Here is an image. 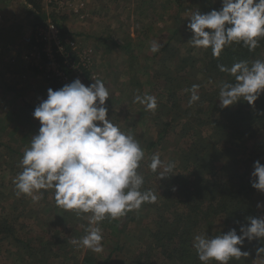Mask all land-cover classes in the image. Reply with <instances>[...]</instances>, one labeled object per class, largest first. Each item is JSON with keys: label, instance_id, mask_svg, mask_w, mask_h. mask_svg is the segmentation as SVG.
Segmentation results:
<instances>
[{"label": "rangeland", "instance_id": "obj_1", "mask_svg": "<svg viewBox=\"0 0 264 264\" xmlns=\"http://www.w3.org/2000/svg\"><path fill=\"white\" fill-rule=\"evenodd\" d=\"M24 1L14 0L17 9L24 5ZM202 2L203 0H180L184 5L181 16L189 20L194 12L200 10L199 5L201 6ZM180 7L177 0H64L58 7H52L50 10V14L55 15L56 22L68 26L69 34L74 35L79 48L90 53L92 65L85 72L89 77L88 84L97 79L104 82L110 93L109 100L106 101L107 118L112 119L123 132L132 134L139 141L145 157L138 171H141L144 183L149 181L154 185L152 192L156 195L155 202L144 203L139 210L128 212V217L125 215L111 223L105 221L99 225L102 229L104 249L99 254L72 243L86 234L88 223L73 212L58 208L53 190H41L43 195L38 200L16 195L14 181L22 171L20 162L24 150L30 146L31 138L38 134L40 128L33 112L41 100L47 98V90L52 85L46 80L44 70L41 67L37 70L31 59L25 58L26 63L19 59L14 65L11 62L6 64V61L3 62L0 58V220L10 225L13 233L11 238L4 235L0 238V264H105L110 253L112 257L109 264H134L136 257L158 242L161 233L166 229V222L163 221L165 216L160 214L161 211H158L157 207L172 209L171 212H166V215L171 217L168 223L174 222L175 215L186 209L187 203L180 197L177 184L175 183L174 190L168 196L165 193L167 184L164 180H158V173H153L148 164L151 156L159 153L164 163L174 162L175 167L185 165L190 160V151L195 148L194 139L189 134L186 137L181 135L179 129L176 135L174 129L178 122L174 121L173 132L161 140L159 130L164 125L160 127V120L157 118L161 111H146L143 106L132 102L137 94H149L155 96L157 103L162 106H171L166 98L169 94L163 89V84L154 82L157 80L154 78L156 73L162 72L161 55L156 56L158 52L153 54L150 44L153 40L163 46L167 44L176 27L175 21L178 20ZM23 11H28L26 14L30 15L26 19L19 13L18 18H22L19 22L24 21L26 25L28 19L31 22L36 21V14L30 8ZM2 14H5L3 10ZM36 24H31L30 29L26 28L21 35L17 34L20 32L17 29L20 26L17 25L15 41L10 43L8 51L10 41L7 37H0V56L4 59L6 54L14 52L23 55L29 47L37 49L39 53L40 45L26 40L36 28ZM9 28L13 31L12 25ZM184 28L187 29L185 26ZM0 35L5 36L7 33ZM188 39V36L184 40L177 37L179 43L176 45H182L187 40L186 48L192 49L195 60L199 61L196 69H202L198 65L204 49L193 48ZM256 57L264 59V52ZM173 64L174 60H171L167 65L171 67ZM194 78L195 82L202 80L200 75ZM164 84L166 87V83ZM206 86L207 91L214 88ZM190 96L191 94H186V98L178 101V106H181L180 110L183 112L179 113L183 122L189 120L192 123V116H217L222 110L218 106L219 109L214 113L212 106H204L202 110L197 111L193 108L194 103L189 104ZM213 101H217V96ZM213 101L210 103H214ZM186 110L190 112L184 113ZM165 113L163 110L164 122H171L173 117H176L171 111L167 116ZM205 129L203 135L208 137L206 133L209 134L210 131ZM250 141L252 142L249 143ZM250 141L244 144L247 149V152H242L244 155L239 152V155L222 157V166L235 167L236 158L241 162L240 172H246V164L250 162L251 157L248 150L253 146V140ZM152 142L156 143V146L151 148ZM228 146L233 148L232 142L228 143ZM250 169L254 170L252 166ZM144 174L151 176L149 178ZM145 186L150 188L148 183ZM146 187L145 191L151 190ZM255 192V200H261L263 203L264 193L257 190ZM255 210L253 218L264 217V207ZM175 225L176 221L168 231H172ZM193 232L195 235L203 233L201 229ZM162 239H165L164 236ZM247 242L244 241V244ZM261 247H264V242L251 241L249 246L246 244L241 248V251L249 253L248 257L240 262L233 260L230 264H264L257 255V249ZM180 260L178 258L176 263Z\"/></svg>", "mask_w": 264, "mask_h": 264}, {"label": "clouds", "instance_id": "obj_2", "mask_svg": "<svg viewBox=\"0 0 264 264\" xmlns=\"http://www.w3.org/2000/svg\"><path fill=\"white\" fill-rule=\"evenodd\" d=\"M189 21L187 28L192 36L188 43L193 48H210L214 58L233 44L254 51L264 39V0H222L221 10L206 14L197 10ZM162 47L153 40L150 51L155 54ZM217 67L234 78V82L225 81L219 86L220 108L241 101L254 106L264 93V61ZM199 87L193 84L186 90L191 93L190 105L200 100ZM109 96L99 79L90 86L76 79L58 90L49 88L47 98L33 112L40 123L39 132L24 150L22 171L14 181L17 196L34 200L42 197L41 190H53L58 208L88 223L86 234L72 243L96 254L104 250L99 226L102 222L111 223L156 200L151 190L141 191L144 177L138 170L145 152L139 141L107 118ZM132 102L151 112L158 107L157 98L149 94H137ZM148 167L158 173L160 181L173 176L170 173L175 164L164 163L155 153ZM253 168L251 186L264 193V164L257 160ZM257 207H264V203ZM247 219L239 235L235 228L215 236L196 235L193 248L201 264H230L248 257V252L241 251L245 240L264 242V217ZM257 255L264 262V247L257 249Z\"/></svg>", "mask_w": 264, "mask_h": 264}, {"label": "trees", "instance_id": "obj_3", "mask_svg": "<svg viewBox=\"0 0 264 264\" xmlns=\"http://www.w3.org/2000/svg\"><path fill=\"white\" fill-rule=\"evenodd\" d=\"M25 1L30 10L36 14L35 24H37L35 26L38 24L42 25L43 22L47 21V18L52 16L63 43L67 38H75L72 34L70 36L68 28L64 24L59 21L56 22L57 19L54 14H49L50 16H48L44 12L42 0ZM62 1L64 0H54V7H58ZM177 1L181 6V11L177 16L178 20L176 19L177 21H175L176 27L171 38L156 54V56L161 55L162 72L156 73L154 78L157 80L154 82L155 84H163V89L169 94L166 98L171 105L169 107V105L162 106L161 103H157V111H161V114L157 116L160 120L157 123L160 124V127L164 125L159 130V138L163 140L165 135L173 132L172 122L175 121L178 122L174 129L176 135L179 129L181 135L186 137L189 134L194 139L193 146L195 148L189 153V155L191 154L189 156L190 160L183 166H176L172 173L173 176L164 179L167 184L165 193L170 196L176 183L180 197L185 201V204L187 203L188 209L186 207L181 213L175 215L176 227L172 231H168L175 221L168 223L171 217L167 216L166 212H171L172 209L157 207V210L161 211L160 214L165 216V219H162L166 222V229L161 233V239L158 242L136 257L134 264H201L193 248V239L196 236L193 232L194 230L201 229L203 231L202 234L215 236L220 233H227L235 228L237 234H239L240 226L246 225L248 222L247 218H253L256 214L255 209H258L257 205L262 204L261 200H255L254 198L256 192L251 186V173L253 170L250 167H253L257 160L264 164V93H261L254 106L241 101L226 109H222L217 116L209 118H205L204 115L192 116L190 118L192 123L189 120L187 122L182 121L179 113L183 114V112L180 110L181 106H178V101L186 98V94H191L186 91L187 89H190L193 84H198L200 86L199 90H202V92L198 91L200 100L194 102L195 107L193 108L198 111L202 110L204 106H208V108L212 106V111L215 113L219 109L218 101H213L215 96H217L218 100L220 86L218 83L221 84L225 81L234 82V78L230 74L220 72L217 66L222 64L226 67H231L233 63L239 61H247L249 65L256 60L264 61L262 57H256L264 52V39L260 40L259 46L254 51H249L242 45L236 44L225 47L218 58L213 57L210 48L204 49L203 57H201L200 65H198L202 69H196L199 61L195 60L192 49L186 48L187 40L182 45H176L179 43L176 40L177 37L180 40H184L186 36L189 39L192 36V33L187 28V24L190 21L181 16L184 5L180 3V0ZM199 8V12L203 14L211 10L219 11L222 8V0H203ZM182 51L184 53H181ZM171 60H174V64L170 67L167 64ZM36 69L39 70V67H36ZM197 75H200L202 80L195 82L194 76L197 77ZM164 83H166V87ZM51 85L53 90L62 88L56 82H52ZM206 85L214 88L207 91ZM212 101L214 103L211 104L210 102ZM163 110L166 111L165 116H167L166 114L169 115L171 111L176 117H173L171 122H164ZM189 112L190 110L184 111V113ZM204 129L205 131H210L209 134L205 132L208 137L203 135ZM250 140H253V146L248 150L251 157L249 159L250 162L246 164L248 166L246 172H240L241 162L236 158L235 167L222 166V157L230 156L231 154L235 156L239 155V152H247L244 144ZM231 142L233 148L228 146V143ZM155 146L156 143L152 142L151 148ZM238 148H244V150ZM145 176L150 178L151 175ZM146 183H148L150 188L145 186ZM146 183H143L141 191H145V187L152 191L154 185L149 183V181ZM173 202L175 203V201ZM12 234L10 225L0 220V238L3 235L11 238L10 235ZM163 236L165 239H162ZM246 244L249 246L250 242L248 241ZM246 244H243V246L245 247ZM111 257L112 254L110 253L105 264H109ZM178 258L181 260L176 263ZM244 260L245 257H242L238 262Z\"/></svg>", "mask_w": 264, "mask_h": 264}, {"label": "built area", "instance_id": "obj_4", "mask_svg": "<svg viewBox=\"0 0 264 264\" xmlns=\"http://www.w3.org/2000/svg\"><path fill=\"white\" fill-rule=\"evenodd\" d=\"M42 5L44 12L50 16L54 0H42ZM26 40L40 45L41 51L38 53L37 49H31L26 59L34 61L36 67H41L50 83L56 82L63 87L79 79L85 86L91 85L88 84V76L85 74L92 65L90 53L85 49L81 50L75 38H67L63 43L51 18H47L42 25L38 24Z\"/></svg>", "mask_w": 264, "mask_h": 264}, {"label": "crops", "instance_id": "obj_5", "mask_svg": "<svg viewBox=\"0 0 264 264\" xmlns=\"http://www.w3.org/2000/svg\"><path fill=\"white\" fill-rule=\"evenodd\" d=\"M23 4L24 5H22L20 7V9H17L18 7H16V5L14 3V0H0V8H1V12H0V34L1 33L3 34L4 32L7 33V35H5V36H1L0 35V37H3V39L7 37V40L10 41L8 43L9 45L7 46V51H8V48L10 47V43H12L13 41H15V30H16L17 25L20 26L19 28H17L20 31L17 34H20L21 35V33H23L26 30V28H27V30H29L30 29L29 26L31 24L35 23V22H31L30 19H28L27 21L25 20L26 21V25H24L25 24L24 21L23 22H19V21H22L21 20L22 19L21 16L19 18L17 16L19 13L22 14V15H24V17L26 19L30 15V14H26L28 11H23V9H26L27 10L29 8V6L26 3V1H24ZM2 10L4 11L5 14H2ZM3 15H4V18H3ZM16 20H18V21H16ZM28 21H29V23H28ZM11 25L13 26V31H12V29L9 28V26H11ZM23 26H25V28ZM65 27L68 28L67 25H65ZM13 32H14V36H12V33ZM30 32H31V30H30ZM68 32H69V29H68ZM20 37L21 36H19V38ZM24 38L22 39V41H24ZM29 48L30 49H28L26 52H24L23 55L17 54L14 51H12L14 53L13 54H10V55H9V53L6 54L5 55L6 57L4 59L0 56L1 61L2 60H3V62L6 61V64H8L9 62H11L12 64L15 65V63L17 61H19V59H20V61L22 63H26L27 61H26L25 58L28 55V53L30 52V50L32 49L31 47H29ZM7 51H5V52H7ZM11 72L14 73L13 69H11ZM23 78H24V76H23Z\"/></svg>", "mask_w": 264, "mask_h": 264}]
</instances>
